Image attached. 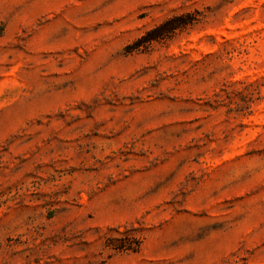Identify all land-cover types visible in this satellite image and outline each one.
Returning a JSON list of instances; mask_svg holds the SVG:
<instances>
[{"label":"rangeland","instance_id":"obj_1","mask_svg":"<svg viewBox=\"0 0 264 264\" xmlns=\"http://www.w3.org/2000/svg\"><path fill=\"white\" fill-rule=\"evenodd\" d=\"M0 264H264V0H0Z\"/></svg>","mask_w":264,"mask_h":264}]
</instances>
